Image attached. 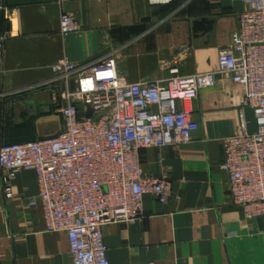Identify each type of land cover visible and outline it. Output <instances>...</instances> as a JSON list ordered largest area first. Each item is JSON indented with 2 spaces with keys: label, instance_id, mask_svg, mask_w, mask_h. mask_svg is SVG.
<instances>
[{
  "label": "crops",
  "instance_id": "0c3cea01",
  "mask_svg": "<svg viewBox=\"0 0 264 264\" xmlns=\"http://www.w3.org/2000/svg\"><path fill=\"white\" fill-rule=\"evenodd\" d=\"M0 145L56 134L50 87L58 59L83 64L112 52L129 82L206 72L237 38L242 3L234 0H0ZM63 14L77 28L59 32ZM205 19L194 30V23ZM243 88L217 76L192 104L191 140L141 151L145 174L166 176L165 203L143 198L144 216L102 227L109 264H264V218L248 219L229 198L220 139L244 114ZM25 102H32L27 106ZM42 112H39V109ZM1 177V171H0ZM5 198L0 178V264H71L64 231L47 232L36 175L20 170Z\"/></svg>",
  "mask_w": 264,
  "mask_h": 264
},
{
  "label": "built area",
  "instance_id": "2783aa9c",
  "mask_svg": "<svg viewBox=\"0 0 264 264\" xmlns=\"http://www.w3.org/2000/svg\"><path fill=\"white\" fill-rule=\"evenodd\" d=\"M237 38L221 49L215 66L181 75L170 68L160 80L129 82L119 75L112 52L83 64L58 59L51 77L32 88L50 87V105L61 128L50 136L0 145L2 191L11 198L10 181L32 170L47 232L66 233L71 264H109L102 227L132 224L144 216L143 198L165 203L172 196L166 176L145 174L141 151L191 140L192 104L202 88L228 78L243 88L257 130L249 134L242 113L235 131L220 139L229 198L246 218H264V0H234ZM0 12L8 16L0 1ZM77 28L63 14L59 32Z\"/></svg>",
  "mask_w": 264,
  "mask_h": 264
},
{
  "label": "water",
  "instance_id": "95a60500",
  "mask_svg": "<svg viewBox=\"0 0 264 264\" xmlns=\"http://www.w3.org/2000/svg\"><path fill=\"white\" fill-rule=\"evenodd\" d=\"M204 22L209 23V21H207L205 19H202L200 21H196L194 23V30H197L199 28L198 25H201ZM210 25H211V23H209V25L206 26V29H209ZM25 104L27 106H32L33 105L32 102H25ZM32 108H33V110H35V108L33 106H32ZM42 111L43 110L40 108L39 109V112H42ZM244 119L246 121V129H247V132L249 134L256 132V130H257L256 119L254 117L252 108L249 107V106L244 107Z\"/></svg>",
  "mask_w": 264,
  "mask_h": 264
}]
</instances>
